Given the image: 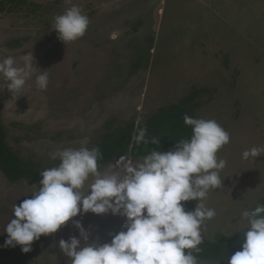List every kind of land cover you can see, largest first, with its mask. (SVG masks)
<instances>
[{"label": "rangeland", "instance_id": "1", "mask_svg": "<svg viewBox=\"0 0 264 264\" xmlns=\"http://www.w3.org/2000/svg\"><path fill=\"white\" fill-rule=\"evenodd\" d=\"M28 1L0 13V61L11 56L23 66L25 56L34 57L35 72L19 92L0 76V118L13 149L41 169L55 167L60 161L51 155L57 150L91 149L104 134L129 121L141 124L199 88L207 102L197 118L215 120L230 136L217 152L227 162L222 185L203 201L216 215L201 232L209 240L219 232H243L241 213L264 197V152L242 157L264 148V0ZM72 5L89 25L83 37L66 44L51 26ZM41 72L48 74L43 90L35 82ZM37 187L39 182H11L0 170V264H71L59 241L79 238L73 220L100 243L124 230V217L88 212L41 235L29 252L4 247L13 206Z\"/></svg>", "mask_w": 264, "mask_h": 264}, {"label": "clouds", "instance_id": "2", "mask_svg": "<svg viewBox=\"0 0 264 264\" xmlns=\"http://www.w3.org/2000/svg\"><path fill=\"white\" fill-rule=\"evenodd\" d=\"M88 25L81 8L72 5L55 17L51 27L68 44L83 37ZM23 59V66H16L11 56L0 61V76L12 93L19 92L35 72L32 53ZM35 82L46 89L47 72L37 74ZM184 123L191 126L192 135L178 141L174 149L153 150L136 161L122 155L103 173L96 147L52 153L51 159L59 158L60 163L43 170L31 197L13 206L3 246L20 245L29 252L41 235L56 233L78 215L111 213L125 218L124 230L110 234L112 239L106 243L90 239L82 223L73 220L79 238L59 241L71 264H198L193 250L200 251L202 226L216 215L203 201L210 190L222 185L220 172L227 162L218 159L217 152L230 136L215 120L185 115ZM146 134V128L139 129L135 143H148ZM152 143L157 141L153 138ZM262 152L264 148L253 147L242 157L255 158ZM190 200L198 203L194 210H185L182 202ZM241 221L246 222L241 250L228 258V264H264V205L243 211Z\"/></svg>", "mask_w": 264, "mask_h": 264}, {"label": "trees", "instance_id": "3", "mask_svg": "<svg viewBox=\"0 0 264 264\" xmlns=\"http://www.w3.org/2000/svg\"><path fill=\"white\" fill-rule=\"evenodd\" d=\"M28 2V0H0V13L17 11ZM202 93L203 91L199 88H193L177 103L159 108L143 123L137 124L135 121H129L104 134L95 146L101 153V158L98 159V168L112 162L122 154L136 159L150 154L153 150L174 149L178 141L189 139L192 135V128L184 123V116L197 118L196 111L207 102V100L204 101ZM141 128L147 129L148 143L142 142L137 145L133 137ZM153 138L157 143H152ZM50 168L41 169L30 160H24L8 142V134L0 118V170L8 180L11 182L24 180L29 184H36L41 179L40 173ZM182 203L185 210H194L196 207V200ZM257 205H264V197ZM242 233L227 236L219 232L213 240L207 239L202 234L203 242L199 245L200 251L193 250V255L199 260H216L228 263V258L236 251L241 250Z\"/></svg>", "mask_w": 264, "mask_h": 264}]
</instances>
